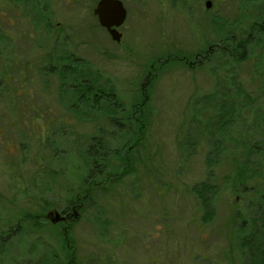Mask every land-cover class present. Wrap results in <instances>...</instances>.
I'll use <instances>...</instances> for the list:
<instances>
[{"label":"rangeland","instance_id":"rangeland-1","mask_svg":"<svg viewBox=\"0 0 264 264\" xmlns=\"http://www.w3.org/2000/svg\"><path fill=\"white\" fill-rule=\"evenodd\" d=\"M98 1L0 0V235L17 225L23 233L0 264H264V39L253 37L243 61L216 52L203 68L188 67L202 46L239 39L264 15V0H209L208 10L206 0H120V44L99 26ZM53 40L63 45L56 56L63 40L73 53L62 65L90 61L123 104L153 83L137 179L96 196L64 229L27 218L82 186L77 159L47 163L55 145L40 147L51 136L45 122L61 117L75 128L68 136L94 132L56 102L57 77L47 84L37 72ZM234 157H247L242 177ZM203 183L204 202L194 191Z\"/></svg>","mask_w":264,"mask_h":264},{"label":"trees","instance_id":"trees-1","mask_svg":"<svg viewBox=\"0 0 264 264\" xmlns=\"http://www.w3.org/2000/svg\"><path fill=\"white\" fill-rule=\"evenodd\" d=\"M49 25L50 23L45 21L42 26V31L48 34L47 29L50 28ZM253 37L257 39L255 41L256 43L264 39V15L253 21L249 30H246L239 39L229 33L223 40L226 43L220 41L221 45H218L220 48L216 49L215 53L217 52L221 57H229L234 62L243 61L247 55V46L252 45ZM63 38L66 39V36ZM42 43L39 44L40 48L45 44ZM56 43L53 40L52 45L54 46ZM63 44L65 51L59 56H56L58 48H63V45H60V47L54 46L53 50L50 46L49 49H45L47 55L44 54L43 58L39 61L40 63L37 65L39 75L42 79L46 77L47 84L49 82L52 84V80L56 81L55 77H57L59 92L56 102L60 107L64 106L74 117L79 118L81 122H89L91 125L94 124L92 128L94 132L89 136H81L77 133L74 136H68L67 134L74 131L75 128L57 116L53 122H45V127L48 130L46 134L50 133L49 135L51 136L46 135L43 141L44 143L40 144V147L43 148L50 145L52 148L55 145V149H52V156L47 163L49 162L51 164L57 158L64 155L65 163L71 160L74 166H76L77 159L81 164L76 169V176L82 180V186L77 189L78 192H75L73 197L62 198L57 205L63 206L65 211L76 205L78 212L85 213L88 208L96 207L98 203L95 200L96 196L102 197L115 192V188L117 189L118 185L130 178V176L136 177L137 179L138 170L136 166L139 165L137 162L142 161V158L139 157L137 159L134 156L139 142L145 138L146 144L150 138L151 121L149 119H151V116L148 109L149 102L152 101L150 90L153 83L151 84L149 81H146V87L141 88L137 94H132L128 101L129 104H123L122 101H119L120 97L114 86L110 84L109 78H106L90 61L82 59L79 56L77 57L76 55V66H74L73 61H71V64L62 65L61 63L65 57L71 59L73 56V53L71 51L69 52L64 40ZM212 44L215 43H210L209 45ZM210 56L211 54L205 58V62L200 68H203L211 62ZM24 66L28 68L32 64L31 62H27ZM163 67L160 65L158 70L162 71ZM153 68L154 66L151 64L149 69L152 71ZM3 75L7 78L9 74L5 73ZM237 90L240 92V89L237 88ZM145 107L147 111L144 110ZM203 108L205 107L202 106ZM220 110L221 114L225 116L223 113L224 108ZM100 115H103L105 121L96 120ZM194 117L197 118V114H194ZM140 118H144V121H140ZM225 118L227 122V117ZM221 121L219 120L218 122L217 120L219 124ZM51 124H53L52 128L50 126ZM223 125L225 126L226 124ZM141 131L143 135L139 136L138 133ZM199 133L204 134L202 129L199 130ZM133 138H137L136 144H131V139ZM192 143L196 147L195 142ZM246 160L247 157L241 159L240 164H238V160L234 157L235 174L240 171L241 177L243 176L244 171L247 169V167L244 168ZM134 181L136 182L137 180ZM194 191L197 197L204 202L206 201L205 197L207 192L210 189L203 183L196 187ZM36 215L39 216L36 217ZM27 218L36 227L41 226L37 222L43 221L42 216L36 213L27 216ZM17 227L18 229L14 236L7 241L0 240V255L4 254V252H9L12 247V239L18 237L20 240L22 238L23 233L19 232L21 227L18 225ZM9 228L11 227H7L5 233L0 236H4ZM17 245H19V242H17Z\"/></svg>","mask_w":264,"mask_h":264},{"label":"flooded vegetation","instance_id":"flooded-vegetation-1","mask_svg":"<svg viewBox=\"0 0 264 264\" xmlns=\"http://www.w3.org/2000/svg\"><path fill=\"white\" fill-rule=\"evenodd\" d=\"M207 1H209V0H206L205 2H207ZM204 7H205V3H204ZM118 31L120 32V28L118 29ZM218 48H220V47L219 46L217 47V45H215V44H212V45L207 44V45L202 46L201 48L195 50L194 52H192V56H191L193 58V61L188 63V67H190V68L191 67L192 68L200 67L205 62L204 61L205 58L208 55L215 53V50ZM37 72L39 73L38 67H37ZM43 209L44 210L41 211V214H40L42 216V220H44L46 223H49L53 226H57L61 229H64L65 227L71 226L75 222V221H73V217L76 218V205L70 207L67 211H65L63 209V206H60V205H57V206L56 205H47ZM55 213H58L60 215L58 217L57 221L55 218ZM38 216L39 215H36V217H38ZM17 229H18L17 226H15L13 228L12 227L9 228V230H7V233L4 236H2V237L0 236V240L4 241V240L10 239L12 236H14L16 234Z\"/></svg>","mask_w":264,"mask_h":264},{"label":"water","instance_id":"water-1","mask_svg":"<svg viewBox=\"0 0 264 264\" xmlns=\"http://www.w3.org/2000/svg\"><path fill=\"white\" fill-rule=\"evenodd\" d=\"M211 2H205V8L209 9ZM93 14L101 28H103L110 39L116 44L121 43L122 34L118 29L126 20V10L120 0H99L93 9ZM60 215L55 213L56 221Z\"/></svg>","mask_w":264,"mask_h":264}]
</instances>
